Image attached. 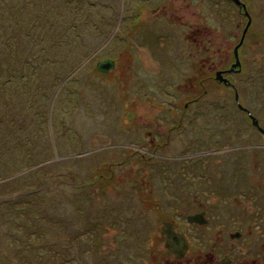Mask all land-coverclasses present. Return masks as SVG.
<instances>
[{
	"label": "rangeland",
	"instance_id": "rangeland-1",
	"mask_svg": "<svg viewBox=\"0 0 264 264\" xmlns=\"http://www.w3.org/2000/svg\"><path fill=\"white\" fill-rule=\"evenodd\" d=\"M43 1L45 3L42 9L44 6L47 9V5H57L59 8V0ZM100 1H104L106 5L110 3V0ZM246 1L250 8L252 5L251 11L255 15L253 34L250 37H259L257 33L264 31V0ZM140 2L141 5H138L136 0H114V6L99 4L101 10H93L92 17L103 21L98 22V26L111 32L106 38L99 35L89 40L91 44L103 40L99 48L104 50V54L93 53L94 57L90 59L92 62L98 56L97 62L108 58L115 62L116 66L109 71H102L97 67V62L95 64L97 70L108 78L107 98L113 102H100L97 91L91 89L93 77L88 75L86 67V62L90 59L80 64L85 66H81L67 79L60 91L56 93L59 85L53 88L51 99L47 103V133L53 155L50 158H55L57 163L35 174L42 179L44 186L39 185L40 194L33 195V188H26L32 186L28 185L30 178L23 182L26 189L19 186L16 175L4 179L8 180L7 186H4V183L0 186V215L3 218L11 211L5 202L18 195L24 196L23 200L28 208H25V213L29 212L28 216L25 215L15 223L0 220V264H7L6 261L8 264H91L97 259L99 262L111 263V252L119 247L120 238L121 243L123 242V233H132L125 240L126 246L129 241L135 240V232H145L147 235H141L146 241L148 230L155 228V219H160L166 214L171 215V211L173 215H182L184 209L181 200L185 195L188 177L197 179V171L209 169L212 163L219 166L224 150L232 146H225L219 140L207 148L224 149L221 150L222 153L217 156L207 153L200 160H196L197 164H193L191 160L195 159L182 156L181 153L185 144L191 141L194 129L198 128L201 136L210 135L207 132L208 122H216L217 136L224 135L223 127L226 126L230 130H239L236 135L238 142H233L236 148L251 143V135L255 133L246 122L239 121L242 111L239 108L236 111L231 106V95L227 88L223 87L224 93L220 94L219 91L216 97L227 105L218 106L217 103L213 109H209L208 112L212 114L206 115L204 122L207 123L202 126L198 122L201 120L200 114L191 112L190 109L193 115H185L184 106L185 101L195 96L200 85L199 73L202 69L197 55L202 42L203 52H207L206 55L202 54L205 58L213 56L212 59L218 61L215 53H219L222 65L233 61L231 51L235 40L238 39L236 32L238 29L242 30L246 19L240 14L239 5L232 0ZM39 4L40 0H0V64H8V69L5 70L9 73L12 68H18L19 57L23 55L25 45L30 46L34 42L26 34L31 25L27 21L35 19V5L40 8ZM135 4L140 9L139 17L137 23L131 25L127 13L131 7L136 6ZM105 17L108 23L105 22ZM157 21L160 23H156ZM237 22H240V28H237ZM256 49L253 53L255 61L250 62L249 67L246 66L247 72L260 65L258 57L261 53L264 54V41L258 51ZM245 54L247 58L246 51L244 56ZM181 59L185 61L180 62ZM151 60L159 61L163 66L162 70L158 67L152 69L159 73L148 72ZM96 68L90 72L97 73ZM166 71L167 74H162ZM247 72L234 76L240 84L239 94L246 90L244 83ZM73 78H77L75 83H82L77 89L81 95L79 99L74 100L75 104L71 102L69 113L62 115L61 111L67 106V101L63 100L64 107L60 111L57 108L58 98L61 97L67 81L71 82ZM35 79L40 83L39 77ZM7 86L8 92L0 94V101L4 100L5 103L6 96L11 100V106L15 98L18 104L17 97L21 96L18 90L16 92L15 80L8 81ZM164 92H169V96H164ZM83 100L87 101V105L90 102L92 108L87 107L86 103L83 104ZM161 100L164 101L162 108H154ZM243 101L245 102V99ZM248 105L252 106L249 102ZM154 109L155 115L159 114L162 120H166L159 122L163 125L161 128L169 127L171 131L167 144L159 147V151L167 155H153L150 159L128 158L138 149L135 143L142 136L145 137V140L141 139L142 149L145 150L153 148L150 143L151 136H155L154 141L159 143L166 141L159 135L162 132L154 126L158 122L157 117H153L156 122L145 121L151 119L150 113ZM4 111L9 112V106L8 110L4 108ZM189 118L193 119L192 122ZM236 118L239 122H234ZM11 123L13 124L5 123L3 127L10 131ZM60 125L69 128L65 136H61L65 134L64 131L57 136L52 133ZM75 128L76 136L72 134V129ZM34 133V129L25 131V142H28ZM246 136L249 137L246 139ZM44 137H38L39 141L43 142ZM259 142L260 140L254 143ZM249 150L250 148L246 147L237 152ZM114 152L116 157H112ZM224 158L223 155V162ZM262 158L264 159V153L261 151L258 156L252 154L248 158V164L252 168L261 167ZM189 164L193 170L188 167ZM111 177L113 178L110 179ZM9 187L21 190L16 194ZM37 209H40L44 219L36 224H29L33 221L32 217ZM46 210L49 214L45 213ZM34 229L36 231H33ZM23 230H30L29 235ZM121 231V236L115 235ZM149 240L151 245L153 240ZM149 240L145 246H149ZM37 259L41 261L38 262ZM129 261L130 255L127 256V262Z\"/></svg>",
	"mask_w": 264,
	"mask_h": 264
},
{
	"label": "flooded vegetation",
	"instance_id": "flooded-vegetation-1",
	"mask_svg": "<svg viewBox=\"0 0 264 264\" xmlns=\"http://www.w3.org/2000/svg\"><path fill=\"white\" fill-rule=\"evenodd\" d=\"M140 1L144 0H136V2H139L138 5L141 4ZM232 1L239 5L240 14L246 18L242 30L238 29L236 32L238 39L235 40L231 51L233 61L230 60L222 65L219 53H215V57L219 58L218 61L213 60V56L205 58L202 54L206 55L207 52H203V42L201 43L197 55L202 69L199 73L201 81L194 94L195 96L184 102L185 115L189 114L191 116L193 115L191 112H197L201 116V120L198 121L200 122L199 125L206 124L207 122H204L206 115L212 114V112H208L209 109H213L217 103L218 106L227 105L226 102L223 103L222 99H216L219 91L220 94L224 93L223 87H225L231 95V106L236 111L238 108L242 111L241 119L236 118L234 122H246L251 131L255 133L251 135V143L236 148L233 142H238L236 135L239 130H230L226 126L223 127L225 129L223 131L224 135L217 136L215 135L217 131L216 122H208L209 131L207 132L210 135L201 136L199 129H194L195 133L191 141L185 144L181 153L182 156L186 155L190 159H195L191 160L193 164H197L196 160H200L207 153H212L214 156L222 153L221 150L224 149L219 150L218 147L207 148L219 140L224 145L230 144L232 146L224 150L225 153L220 157L219 166L212 163L209 169L197 171V179L188 177L187 180L189 181L185 183V195L181 200L184 209L183 214L173 215L170 210L171 215L166 214L160 219H155V228L148 230L149 235L146 241L143 240L141 235H147L145 232H135V240H128L129 243L126 246L127 241L125 240L132 233H123V242L121 243L120 238L118 241L119 247L111 252L113 262L103 263L97 259L95 263L91 262V264H264V159L260 160L261 167L252 168L248 164V158L252 154L258 156L260 151L264 153V124L262 123L264 122V118H262L264 114V54L261 53L258 57V63L260 64L258 68L254 66L251 72L246 71V66L249 67L250 62L255 61L253 53H255L254 50L257 47L256 51H258L261 43H263L264 31L261 30L257 33L260 38H251L253 20H255V15L251 11L252 5L250 8L246 0ZM138 5L131 7L127 13L131 25L137 23L140 11ZM156 23H160V21ZM240 27V22H237V28ZM235 48L237 55L234 53ZM244 51L247 53V58L246 54L244 56ZM166 55L168 54L166 53ZM154 60L149 63L148 72L159 73V71L154 72L152 69L158 67L159 70H162L163 66L159 61ZM237 60L238 63L233 65ZM184 61V59L180 60V62ZM204 68H206L205 71ZM202 71L205 73L201 74ZM182 72L184 71L182 70ZM218 72L220 75H217ZM245 72H247L244 83L246 90L241 91L239 94V83L234 79V76L244 75ZM167 73L168 71L162 74ZM193 76L197 77L196 75ZM133 78L135 77L133 76ZM164 96L168 97L169 92H164ZM243 99H245V102ZM163 102L161 100L159 105H154V108L161 109ZM248 102L252 106L248 105ZM190 109H192L191 112ZM154 111L155 109L150 113L151 119L145 121L152 120V122H156L153 117H157L158 122L154 126L162 132L159 135L163 136L166 141L159 143L154 141L155 136H151L150 143H152L153 148L145 150L142 149L141 139L145 140V137L142 136L135 143L138 149L134 150L128 158L150 159L153 155H159V157L167 155L159 151V147L167 144L171 131L169 127L168 129L161 128L163 125L159 122H165L166 120H162L159 114L155 115ZM192 120V118H189L190 122ZM255 122H258V124ZM227 130L230 134L227 133ZM219 131L221 133V129ZM248 137L246 136V139ZM258 140H260L259 143H254ZM246 147H249L250 150L237 152V150H243ZM254 149L258 151L254 152ZM223 155L225 156L224 162L222 161ZM112 157H116L115 152ZM188 167H190V164ZM190 168L193 170V167ZM188 170L190 171V169ZM121 233L122 231L116 232L115 235L121 236ZM149 239L153 240L151 245ZM148 240L149 246H145ZM166 244L176 246V249L171 250ZM103 250L105 249L103 248ZM129 255L130 261L127 262V256Z\"/></svg>",
	"mask_w": 264,
	"mask_h": 264
},
{
	"label": "trees",
	"instance_id": "trees-1",
	"mask_svg": "<svg viewBox=\"0 0 264 264\" xmlns=\"http://www.w3.org/2000/svg\"><path fill=\"white\" fill-rule=\"evenodd\" d=\"M40 3V8L35 5V19L27 21L31 25L26 34L34 42H29L31 43L30 46L25 45V51L19 57L18 68L15 67L14 70L12 68L9 73L5 70L8 69V64H0V88L2 87L0 94L4 95L8 92L6 83L14 79L16 92L18 90V94L21 96L17 97L18 104L14 97L12 106L9 97H4L6 99L5 103L4 100L0 101V186L3 183L4 186H7L8 180L4 179L16 175L15 179L18 185L23 189L33 188V195L40 194L39 189L43 186L42 179L35 174L43 168L57 163L55 158H50L53 155L47 133V103L51 99V91L55 86L60 85L84 60L91 55L94 57L93 53H97V55L99 53L104 54V50L99 48L103 40H98L95 44H91L89 40L99 37V35L106 38L111 31L100 28L98 22L103 21L93 18L92 14L93 10H97V12L101 10L102 7L99 4L103 6L115 5L114 0H110L107 5L100 0H59V8H57V5H54V7L47 5V9L45 6L42 9L45 2L40 0ZM104 20L108 23L106 17ZM105 32L108 33L105 34ZM97 60L98 56L94 61L91 62L90 59L86 62L88 75L93 77L90 86L91 89L97 91L96 95L100 102L105 104L109 101V104H111L113 101L107 98L108 78H105L107 76L97 70L95 66ZM94 67L97 71V73L94 71L96 76L90 72ZM37 77H39L40 83L35 79ZM76 80L77 78H73L71 82L67 81L63 92L60 94L61 97L58 98L57 108L60 111L64 107L62 105L63 100L67 101V106L61 111L62 115L69 113L71 102L75 104L76 101L74 100L79 99L81 95V92L77 89L82 83L80 81L75 83ZM111 84L110 81L109 85ZM85 103L87 107L92 108L90 102L87 105V101L83 100V104ZM7 105L10 108L9 112L4 111V108L8 110ZM10 122H13V124L10 125V131H7L6 127L3 126L5 123ZM33 129L35 130L34 135L30 137L28 142H25V131ZM68 130L69 128L60 125L52 133L57 136L64 131L65 134L61 136H65ZM72 134L76 136V128L72 129ZM38 137H44V141L40 142ZM27 178H30L28 179L30 183L27 184L32 186L25 188L23 182ZM9 189L16 194H19L21 190H13L10 187ZM23 199L24 196L20 195L8 199L5 205L9 206L11 211L4 218L0 215V220L15 223L27 215L29 212L25 213L27 206ZM45 213H48V210ZM32 219L33 221L29 224H36L44 219L41 216L40 209L34 212ZM23 231L28 235L30 233V230ZM37 261L40 262L41 260L37 259ZM6 262L8 264V261Z\"/></svg>",
	"mask_w": 264,
	"mask_h": 264
},
{
	"label": "water",
	"instance_id": "water-1",
	"mask_svg": "<svg viewBox=\"0 0 264 264\" xmlns=\"http://www.w3.org/2000/svg\"><path fill=\"white\" fill-rule=\"evenodd\" d=\"M111 37V36H110ZM109 40V39H108ZM234 53H235V55H237V52H236V48L234 49ZM93 55H91L89 58H87L86 59V61L88 60V59H90L91 57H92ZM238 63V60H237V62H235L233 65H235V64H237ZM82 65H80V66H78L72 73H70L64 80H63V82L59 85V87L57 88V90H56V93L58 92V90H59V88L61 87V86H63V83L67 80V79H69V78H71V76L81 67ZM97 67L100 69V70H102V71H109V70H111V69H113L114 67H115V62L112 60V59H110V58H108V59H104V60H102V61H98L97 62ZM217 75H220V73L218 72L217 73ZM217 78L218 79H220V77H218L217 76ZM128 117L130 118L131 116L128 114ZM255 123H257L258 124V122H255ZM57 158V157H56ZM170 238V237H169ZM166 246L167 247H169L171 250L172 249H176V246H173V245H171V244H166Z\"/></svg>",
	"mask_w": 264,
	"mask_h": 264
},
{
	"label": "bare ground",
	"instance_id": "bare-ground-1",
	"mask_svg": "<svg viewBox=\"0 0 264 264\" xmlns=\"http://www.w3.org/2000/svg\"><path fill=\"white\" fill-rule=\"evenodd\" d=\"M217 190V189H216Z\"/></svg>",
	"mask_w": 264,
	"mask_h": 264
}]
</instances>
